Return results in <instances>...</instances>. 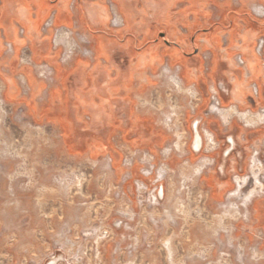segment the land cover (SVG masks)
<instances>
[{
  "label": "rangeland",
  "instance_id": "1",
  "mask_svg": "<svg viewBox=\"0 0 264 264\" xmlns=\"http://www.w3.org/2000/svg\"><path fill=\"white\" fill-rule=\"evenodd\" d=\"M111 2L109 26L122 28L123 18ZM129 3L139 26L113 31L111 39H144L142 47L130 54L135 61H145L149 78L143 88L137 87L142 83L139 79L128 91L167 140L155 152L126 145L110 155L73 154L63 144L57 122L36 121L23 104L2 97L0 264H264V242L244 232L251 202L264 195V152L254 147L251 134L245 147L219 156L224 146L218 147L214 134L203 127L202 147L195 153L189 127L202 98L197 85L205 89L212 73L207 47L212 42L216 58L224 47L233 51L241 47L250 24L262 26L264 32V0ZM121 11L131 18L125 9ZM75 25L53 28V43L60 47L59 58L67 66L76 56L95 57L92 37ZM164 38L182 45L186 53L197 46L202 60L190 57L181 63L177 53H169L172 48ZM243 55L247 59V53ZM29 64L42 81L57 84L50 65ZM225 70L220 65L219 73ZM88 86L91 90L85 89V102L80 104L84 127L107 131L101 129L111 120L115 101L103 97L117 86ZM23 89L28 91V86ZM212 95L204 102L210 103L207 111L225 125L237 118L245 127H253L264 118V107L241 111L235 105H220ZM233 130L235 136L243 131L240 126ZM212 152L232 182L220 199L199 178L212 162Z\"/></svg>",
  "mask_w": 264,
  "mask_h": 264
},
{
  "label": "crops",
  "instance_id": "2",
  "mask_svg": "<svg viewBox=\"0 0 264 264\" xmlns=\"http://www.w3.org/2000/svg\"><path fill=\"white\" fill-rule=\"evenodd\" d=\"M110 1H113L111 3L115 4L116 11L123 18L120 24L122 28L139 26L138 16L131 11L133 4L129 3L133 0ZM108 6V0H0V95L10 103L23 104L27 113L36 121L57 122L62 142L70 153L88 152L92 156L95 152H103L110 155L120 151V146L126 145H138L155 152L167 139L160 133L155 122L136 104L135 95L128 91L136 87V80L139 79L142 83L137 87L143 88L145 80L149 78V75H145L148 68L145 61H135L130 54L131 50L142 47L144 39L138 42L112 40V32L122 28L109 26ZM121 8L128 12L130 19ZM252 10L262 16L261 10L256 7ZM47 20L51 21L49 28L44 27ZM252 20L255 21L253 18ZM75 24L92 37L95 57L86 59L76 56L67 66L59 58L60 47L53 43V28H73ZM246 31L241 37L243 44L234 48L235 51L232 47H224V52L215 58L212 42L207 47L208 65L209 69L211 65L213 73L205 80V89L197 85L202 98L196 104L193 113L195 116H192L191 122L199 121L200 131L203 127L207 128L219 138L240 126V130H243L240 132L241 136H235L233 130L234 138L238 142H246L252 134L254 147L264 152V118L253 127H245L237 118H231L225 125L207 111L210 103H204L206 96L212 93L222 106L235 105L241 111L251 112L264 107L262 39L258 40L255 50L256 40L264 39L263 27L250 24ZM23 52L35 64L45 62L50 65L57 84L49 85L38 78L33 64L21 62ZM244 52L247 53V59ZM174 53L179 52L175 50ZM235 55L243 57L241 64L237 62ZM220 65L226 66L224 73H219ZM90 83L103 88L117 86L116 91L111 90L103 97L113 98L115 101V107H111V120L101 129L107 131L96 133L84 127L80 104L85 102V93L91 90L87 88ZM25 84L28 91L23 89ZM222 174V168L216 172L212 165L205 167L199 174L204 187L212 195L213 188L215 189L217 199L227 193ZM244 232L251 233L264 242V195L257 196L251 202L250 216L244 223Z\"/></svg>",
  "mask_w": 264,
  "mask_h": 264
},
{
  "label": "flooded vegetation",
  "instance_id": "3",
  "mask_svg": "<svg viewBox=\"0 0 264 264\" xmlns=\"http://www.w3.org/2000/svg\"><path fill=\"white\" fill-rule=\"evenodd\" d=\"M263 16H264V14H263ZM161 35H163L164 34V32L163 33H160ZM261 39H263V38H261ZM164 42L167 44V45H169L168 47L170 48H172V50H169V52H175V50L177 51V52H179L177 55H179V57H178V59L181 61V63H183V64H185L186 62H187V60H188V58H190V57H195L197 60H202V57L201 56H199L198 55V48H197V46H195L194 47V49H193V53H186L183 49H184V47L182 46V45H180V44H178V43H174V44H170L171 42H169L166 38H164ZM258 44V43H257ZM263 47H264V39H263V46H262V49H263ZM256 50V49H255ZM263 51V50H262ZM214 53V52H213ZM174 54H176V53H174ZM191 54H192V56H191ZM196 55H198V56H196ZM200 57V58H199ZM212 59H214V57H212ZM236 60H237V62L239 63V64H241L242 62H243V57L241 56V55H237L236 56ZM213 61V60H212ZM213 73V72H212ZM211 73V74H212ZM233 131L231 132H226V133H224V135H223V137L222 138H219L218 137V135L217 136H215V139H216V143L217 142H219V145H218V147H221V146H224V148H220V152L218 153L219 154V156L222 154H227V156L228 155H230V154H232V153H234L235 151H237V148H239V147H245L246 146V144H248L249 143V141H246V142H244V141H241V142H238V140L237 139H235L234 138V136H233ZM216 149V144H215V146H214V150ZM239 152V151H238ZM238 154H240V153H238ZM259 154V153H258ZM216 152H212V154L210 155V157L212 158V162L210 163V165H212L213 167H214V169L216 170V172H219L220 171V169L221 168H223V176H222V179H223V181L225 182V190L226 191H228V190H230V188H231V186H232V182H231V177H229V175H226V173L224 172V164H217V162H216ZM215 162V163H214ZM233 164H234V162H233ZM230 182V183H227V182ZM211 182V180H209V183ZM213 196H215V198H218V195H217V193H216V191H215V189L213 188ZM216 194V195H215Z\"/></svg>",
  "mask_w": 264,
  "mask_h": 264
},
{
  "label": "water",
  "instance_id": "4",
  "mask_svg": "<svg viewBox=\"0 0 264 264\" xmlns=\"http://www.w3.org/2000/svg\"><path fill=\"white\" fill-rule=\"evenodd\" d=\"M199 131H200L199 121L196 120L191 122V133L193 135L191 148L195 153H198L202 147V139Z\"/></svg>",
  "mask_w": 264,
  "mask_h": 264
},
{
  "label": "built area",
  "instance_id": "5",
  "mask_svg": "<svg viewBox=\"0 0 264 264\" xmlns=\"http://www.w3.org/2000/svg\"><path fill=\"white\" fill-rule=\"evenodd\" d=\"M113 15V14H112ZM114 18V17H113ZM112 23L114 24V25H117L115 22H114V19H112ZM119 25V24H118ZM117 25V26H118ZM45 26L46 27H48V26H51V21L50 20H47L46 22H45ZM260 43H262V42H259V44ZM22 58H21V61L23 62V63H30L31 62V60H30V58L25 54V52H23L22 53V56H21ZM1 91V90H0ZM1 95H0V103L2 102V100H1ZM201 130H202V128H201ZM149 176V175H148Z\"/></svg>",
  "mask_w": 264,
  "mask_h": 264
},
{
  "label": "bare ground",
  "instance_id": "6",
  "mask_svg": "<svg viewBox=\"0 0 264 264\" xmlns=\"http://www.w3.org/2000/svg\"><path fill=\"white\" fill-rule=\"evenodd\" d=\"M159 192L161 193V195H162V191H163V187H162V185L161 186H159ZM160 198H162V197H160ZM52 259V258H51Z\"/></svg>",
  "mask_w": 264,
  "mask_h": 264
}]
</instances>
